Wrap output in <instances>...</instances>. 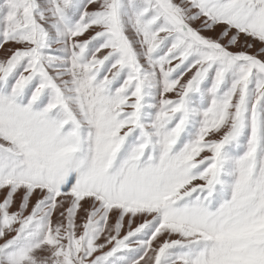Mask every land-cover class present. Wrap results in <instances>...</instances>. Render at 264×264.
<instances>
[{"label": "snow or ice", "instance_id": "1", "mask_svg": "<svg viewBox=\"0 0 264 264\" xmlns=\"http://www.w3.org/2000/svg\"><path fill=\"white\" fill-rule=\"evenodd\" d=\"M0 264H264V0H0Z\"/></svg>", "mask_w": 264, "mask_h": 264}]
</instances>
